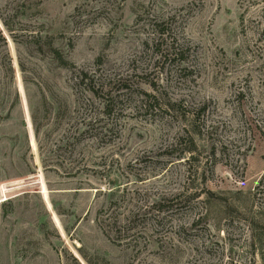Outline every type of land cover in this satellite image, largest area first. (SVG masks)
Listing matches in <instances>:
<instances>
[{
  "label": "rangeland",
  "instance_id": "rangeland-1",
  "mask_svg": "<svg viewBox=\"0 0 264 264\" xmlns=\"http://www.w3.org/2000/svg\"><path fill=\"white\" fill-rule=\"evenodd\" d=\"M0 264H264V0H0Z\"/></svg>",
  "mask_w": 264,
  "mask_h": 264
},
{
  "label": "trees",
  "instance_id": "trees-1",
  "mask_svg": "<svg viewBox=\"0 0 264 264\" xmlns=\"http://www.w3.org/2000/svg\"><path fill=\"white\" fill-rule=\"evenodd\" d=\"M159 35L164 36L165 35L164 31L160 30L159 31ZM165 52H167V54H170V55L167 56V54H165V56H163V59L168 57V59L171 60L172 57H177L178 58L179 55H181V53L183 51L177 49L176 46H174V47H171L170 50H166ZM57 57L59 58V60H61V62L63 61L62 58L59 57V54L57 55ZM63 63H66V62H63ZM142 104L145 107V109H152V112H153V110L155 111V110L160 109V106H161V103L158 101V99L156 97H153V96H148L145 100H143ZM174 106H176V104H167L166 108L164 110L161 109V111L165 112L168 115H169V113L171 111H173L175 113ZM171 107H173V109ZM184 112H182V114H181L183 118L186 115ZM104 113H105V115H110L108 112H104ZM189 145H191V147L188 148L187 150L186 149L184 150L185 153L189 154L188 161L195 159L193 155H194V152L197 151V149L195 148V143H194L193 140L190 139V144Z\"/></svg>",
  "mask_w": 264,
  "mask_h": 264
}]
</instances>
